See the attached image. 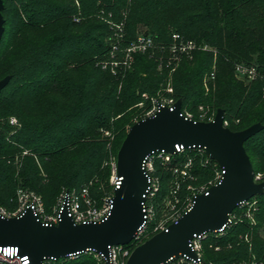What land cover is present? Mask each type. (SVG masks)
<instances>
[{
	"label": "trees",
	"instance_id": "1",
	"mask_svg": "<svg viewBox=\"0 0 264 264\" xmlns=\"http://www.w3.org/2000/svg\"><path fill=\"white\" fill-rule=\"evenodd\" d=\"M77 1L80 9L76 0H4L0 80L11 78L0 91L2 204L14 210L19 187L40 195L48 211L66 188L87 186L98 203L113 192L109 155L112 152L116 158L128 132L126 125L135 123L132 117L137 107L132 106L143 91L156 95L169 77V68L158 70L162 55L158 48L154 55L136 53L131 70H123L119 64H126L115 61L121 69L112 73L116 69L112 58L131 44L140 24L149 28L157 45H167L178 32L209 46L191 58L183 57L172 74L183 112L188 109L199 120L197 108L204 104L214 117L219 108L224 109L228 127L234 131L257 122L264 125V0ZM124 14L127 38H120L118 52L113 53L116 43L107 41L111 38L107 17L119 24ZM238 64L255 66L256 78L239 79ZM212 72L214 83L209 81L207 90L204 77ZM11 116L19 119V128L10 125ZM104 129L115 134L111 151ZM245 147L255 172L264 175V128ZM189 159L190 176L181 178L176 188L173 166L183 167ZM218 169L216 161L200 148H186L173 155L170 163L156 158L160 188L153 200V223L161 202L170 201L165 206L168 213L172 204L183 212L188 198L207 185ZM256 198L255 225L244 218L222 234L210 233L203 240L206 264L248 262L253 255L256 264H264V238L259 234L264 224V194ZM246 233L252 234L251 247L241 237ZM53 264L99 263L92 253H82Z\"/></svg>",
	"mask_w": 264,
	"mask_h": 264
},
{
	"label": "water",
	"instance_id": "2",
	"mask_svg": "<svg viewBox=\"0 0 264 264\" xmlns=\"http://www.w3.org/2000/svg\"><path fill=\"white\" fill-rule=\"evenodd\" d=\"M3 9L4 0H0V40L5 31ZM10 78L0 80V91ZM224 121L222 108L205 121L187 117L180 99L173 109L159 104L155 114L129 128L118 150L116 172L121 185L114 190L112 209L105 219L76 223L68 213L67 197L58 224L44 223L32 206L17 216L0 213V246L18 247L19 254L28 255L32 264H44L45 258L60 259L90 250L107 256L109 246L129 244L144 223L143 203L150 186L144 161L157 151L175 153L179 144L203 149L222 168L223 176L206 192L194 195L192 206L176 222L136 246L126 264H165L180 254L197 258L190 245L195 235L225 229L241 202L264 194V181H255L245 147L264 125L257 122L234 131Z\"/></svg>",
	"mask_w": 264,
	"mask_h": 264
},
{
	"label": "built area",
	"instance_id": "3",
	"mask_svg": "<svg viewBox=\"0 0 264 264\" xmlns=\"http://www.w3.org/2000/svg\"><path fill=\"white\" fill-rule=\"evenodd\" d=\"M78 20V18H76ZM123 24V23H122ZM122 24L118 26V37L121 38L123 27ZM121 25V26H120ZM120 29V30H119ZM156 48L159 49L160 53L165 56L160 57V67H168L172 70L176 69L177 60L183 57H193L195 51L199 49H209L208 45L199 44L197 41L187 38L185 35L174 32L171 35V41L167 45H157L155 42L154 37L150 33H143L141 34L134 43H131L125 50L124 54L127 56L126 61L124 63L127 65L131 63L134 57V53L141 52H155ZM113 52H118V44L113 46ZM161 55V56H162ZM117 64V63H116ZM236 75L239 79L245 81H251L256 78L257 76V69L255 66H248L245 64H238L236 66ZM214 75V73H213ZM175 100H164L163 102H157V104L148 112V116L155 114L159 109V104L168 105L171 109H173V105L175 104ZM187 117L194 119V114L191 112H183ZM147 117V116H146ZM206 117L203 114H200L199 120H204ZM214 118V117H213ZM209 117V120L213 119ZM196 120V119H195ZM9 123L14 128H19L21 126L19 119L16 116H11L9 118ZM224 125L228 126V121H224ZM186 148L184 145H176V152L169 153L165 150L157 151L152 153L151 155L147 156L144 161V167L149 175V188L147 194L145 195V202L143 203V211H144V223L142 227L138 230L136 235L134 236L133 240L126 245H111L108 248V255L106 256L102 252H96L90 250L84 253H92L94 257L97 259L99 264H126L127 260L133 251V249L143 243L146 239L150 238L155 233L165 230L168 226L178 220V218L188 210L193 204V197L197 193L206 192L212 185L217 184L222 176L223 170L219 166V169L216 171L214 179L209 181V183L199 191H195L191 197L188 198L187 204L183 212H180L176 208L175 204L170 206V215L166 217L159 223H153V220L156 216V208L153 204V200L159 191L160 188V178L158 175L155 174V160L156 158H161L164 163H170L172 161L173 155L178 154L185 150ZM201 149V148H200ZM203 150V149H202ZM208 157V156H207ZM208 159H210L208 157ZM207 162V161H206ZM191 160L183 166L180 167L178 165L173 166V173L176 175V188L180 185V179L190 176V167H191ZM112 172L110 177V184L113 188V192L103 196L101 199V203H98L97 200L91 195L89 187H83L80 191L76 189L67 190L63 193L61 198V207L57 214L52 216L43 217L42 216V202L40 198H35L33 201L29 200V197L26 196L25 199H19V203L12 212L8 211L5 207L0 205V213L5 216H17L23 213V211L28 207L32 206L41 218V220L46 224H58L59 222V212L62 209L65 198L67 197V205H68V213L72 217V219L76 223H90V222H99L105 219L111 212L112 209V198L114 196V190L121 185V178L117 176L116 167H117V160L111 162ZM255 181L261 182L264 181V175L262 173H256ZM23 192V191H22ZM24 194L26 192L24 191ZM251 204L243 213L237 214V210H243V208ZM170 205V203H169ZM258 206V199L255 197L241 202L238 207L233 211L230 215V221L225 229L217 231V232H210L215 234H222L227 227H229L234 222L241 220L243 215L248 217L251 221L252 225L256 224L255 217L253 216L254 211L257 210ZM264 229V224L261 227ZM210 233H201L199 235H195L194 238L191 240L190 245L191 247L197 252V258H191L187 255L180 254L177 257L171 258L170 262L165 264H204L203 256H202V249H203V240L208 236ZM245 241H251V235L249 233L244 234L241 236ZM216 249H220L219 246ZM82 253H74L70 254L68 257L60 258V259H75ZM54 257H49L44 259V264H53V262L57 261ZM0 262L5 264H32L31 259L28 255L21 256L19 254L18 247L14 246H0Z\"/></svg>",
	"mask_w": 264,
	"mask_h": 264
},
{
	"label": "rangeland",
	"instance_id": "4",
	"mask_svg": "<svg viewBox=\"0 0 264 264\" xmlns=\"http://www.w3.org/2000/svg\"><path fill=\"white\" fill-rule=\"evenodd\" d=\"M76 4H77V6H78V8L80 9V5H79V3H78V1L76 0ZM80 12V11H79ZM78 16V15H77ZM79 16H80V13H79ZM108 19H109V21H107V23L109 24V26L111 27V34H110V36L109 37H111L110 39L108 38L107 39V41L109 42V43H119V40H120V38L118 37V33H119V31H118V26L117 25H119V24H122V23H125V20H126V14H124V18L122 19V22H119V24H116V21H114V20H112L111 19V17L109 16V17H107ZM76 19V18H75ZM111 19V20H110ZM76 21H79V19L78 20H76ZM125 25L126 24H122V27H123V31H122V37H121V40L122 41H126V38H127V32H126V29H125ZM121 26V25H120ZM149 28L147 27V26H145V25H143V24H140V25H138V27H137V30H136V37L133 39V40H131L130 42L131 43H134L136 40H137V38L141 35V34H143V33H145L147 30H148ZM120 30V29H119ZM99 33H101V32H96V34H99ZM149 33V32H148ZM170 43V42H169ZM169 43H167V44H169ZM158 45H160V44H158ZM113 49V48H112ZM112 52L114 51V50H111ZM114 53V52H113ZM137 53H141V52H137ZM147 53H150V52H147ZM156 52H151L150 54L151 55H154ZM135 54L136 53H134V56H135ZM159 57H165V56H159ZM126 58H127V56L124 54V52L123 51H119L118 53H116V57H114V58H112V61H111V65L114 67V68H116V69H113L112 70V73L113 74H116L117 72H118V69H121L120 67H119V65H122L123 66V70H131L132 68H133V66H134V61H135V59H134V57H133V60L131 61V63H129V64H127L126 66L125 65H123V64H119V65H116V62H122V63H124V61H126ZM157 59V58H156ZM182 60V58H179L178 60H177V63L179 64L180 63V61ZM116 61V62H115ZM104 63V62H103ZM105 68V67H104ZM166 68H168V67H166ZM176 68H177V66H176ZM164 68L163 67H158V70L159 71H162V72H164L165 70H163ZM119 71H121V70H119ZM175 70H172V69H170L169 68V70H168V75H169V77H168V81H167V85H163V86H161V88L158 90V92L156 93V95H151V94H149L147 91H143L142 93H141V98H140V101L138 102V103H136L134 106H132V107H137L136 108V111H135V113H134V116L132 117V121L133 122H137L138 120H139V117H141V118H145L146 116H148L147 114H148V112L157 104V102H163L164 100H172V99H174L175 101H177V100H179V99H176V95H175V91H174V86H173V83H172V80H173V72H174ZM123 77H125V75L123 76ZM214 75H213V72L212 73H207L206 74V76L204 77V81H205V84H207V85H205L206 86V89L208 90L209 89V87H210V84H209V81L213 84L214 82ZM119 88H121V84H120V86H119ZM181 100V99H180ZM132 107H129V109H131ZM187 110V112H190L188 109H186ZM197 110H198V114H199V116H200V114H203V115H205L206 117L207 116H211L212 118L214 117V116H212L213 114H214V112H212L211 110H210V107L209 106H206V105H204V104H201V105H199L198 106V108H197ZM121 116V114H119L118 116H116V117H120ZM206 117H204V118H206ZM140 118V119H141ZM132 125H130V124H128V125H126V127H125V129H126V131H128L129 130V128L131 127ZM105 131H104V134L107 136V138H109L110 139V142L108 143V148H109V151H111L110 150V148H111V142L114 140V137H115V134H114V132H113V130L111 129V130H106V129H104ZM116 158H117V156H116ZM115 155H114V153H112V152H110V155H109V162H112V161H115ZM117 160V159H116ZM214 179V178H213ZM212 179V180H213ZM211 181V180H210ZM84 186H80V188H77L76 190L77 191H80V189H82ZM87 187V186H86ZM194 187V186H193ZM67 190H69L68 188H66V189H64L63 190V192H62V194L60 195V197H59V199H58V201H57V203L55 204V206H53V208L50 210V211H48V210H46L45 209V207H44V205H41L42 207V216L43 217H47V216H52V215H55V214H57L58 213V211H59V209H60V207H61V198H62V196H63V193L65 192V191H67ZM194 190L195 189H193L192 188V190H191V192L193 191L194 192ZM23 191V192H22ZM24 191L26 192V194H24ZM192 192V193H193ZM108 194H110V193H106L105 195H108ZM16 200H17V204L19 203V199H25L26 198V196L27 197H29V200L31 201H33L35 198H40L41 199V202H42V198H41V196L40 195H38L37 193H35L34 191H32V190H28V189H26V188H22V187H19L17 190H16ZM191 197V196H190ZM163 203V204H162ZM170 203V201H164V202H161V204H162V208L158 211L159 212V216L157 217V220H156V222L155 223H159V222H161L162 220H164L166 217H168L169 215H170V213H168V211L167 210H165V206H167L168 204ZM42 204H43V202H42ZM0 205L1 206H3V207H5L8 211H10V212H12L13 211V207L12 208H9L7 205H5V204H2V202H0ZM251 204H248V205H246L244 208H243V210H240V209H238L237 210V214L239 215V213H243L246 209H248V208H246V207H249ZM164 206V207H163ZM16 209V208H15ZM259 210V205L257 206V210L256 211H254V213H253V216L255 217V213L257 212ZM244 218H247V219H249L248 217H246V216H244L243 215V217H242V219H244ZM239 221V220H238ZM237 221V222H238ZM249 223H251V221H250V219H249ZM259 234L264 238V229H262V228H260V231H259ZM251 236H252V234H250ZM252 238V237H251ZM249 243V242H248ZM251 243V244H250ZM250 243H249V245H250V247L252 246V239H251V241H250ZM216 250H219V249H216ZM202 256H203V251H202ZM252 260L251 261H242V262H236V263H234V264H256L257 263V260H255V259H257L254 255L252 256V258H251ZM203 260H204V258H203ZM204 264H206V262H205V260H204Z\"/></svg>",
	"mask_w": 264,
	"mask_h": 264
}]
</instances>
